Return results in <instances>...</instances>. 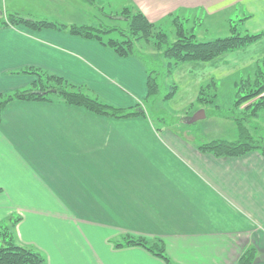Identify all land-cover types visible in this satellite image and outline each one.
<instances>
[{
  "label": "crops",
  "instance_id": "crops-1",
  "mask_svg": "<svg viewBox=\"0 0 264 264\" xmlns=\"http://www.w3.org/2000/svg\"><path fill=\"white\" fill-rule=\"evenodd\" d=\"M6 0H0V10ZM155 25L195 12L244 8L248 32H264V0H128ZM12 9L15 8L13 2ZM6 9V8H5ZM190 13V14H189ZM196 15V14H195ZM264 56V35L207 62L177 65L170 102L182 111L201 83L222 80ZM41 69L117 105L146 94V69L97 41L22 25L0 29V93L26 87ZM264 112V111H263ZM190 131V130H189ZM0 225L47 264H166L125 237L164 243L175 264H235L254 246L264 264V155L215 157L182 133L143 117L96 115L52 101H10L0 121Z\"/></svg>",
  "mask_w": 264,
  "mask_h": 264
},
{
  "label": "trees",
  "instance_id": "trees-1",
  "mask_svg": "<svg viewBox=\"0 0 264 264\" xmlns=\"http://www.w3.org/2000/svg\"><path fill=\"white\" fill-rule=\"evenodd\" d=\"M82 1L94 5L98 0ZM4 13L0 10V29L18 25L32 30L53 29L97 41L110 48L120 57L132 56L137 58L144 64L147 73L145 102L158 95L162 83L161 78L170 76L177 65L192 61H211L223 53L247 47L264 35V32L252 33L246 30L242 32L237 28V25L231 23L230 35L199 41L194 33L184 28L183 21H187V17L181 18L179 14H175L170 19V23L174 26L175 39L168 42V35L161 27L151 23L141 11L130 5L124 6L122 9V19L126 22L125 29H120L117 26H103L100 23L96 26L65 24L42 16L36 17L31 13L21 14L14 11H5ZM246 18L247 16L240 19L239 25H244ZM110 32H118L120 38L103 36ZM140 41L152 42L153 46L162 52L163 57L167 59L164 73L156 72L149 67L146 68V64H151V62L144 61L140 56L137 48ZM248 68H251L252 71L247 74L246 78H239L234 82L236 92L233 108L229 112H225L216 105L219 112L213 114L234 121L237 139L231 141L212 139L205 142H195L200 152H208L215 157H230L241 156L249 151L258 150L264 155V129L256 120L259 111L264 109V56L258 58ZM245 69L236 71L228 78H233L237 73L241 75ZM17 74H29L35 78L24 88L0 93V121L2 110L10 101H52L55 97L66 104L81 107L96 115L116 119L149 118L142 101L136 102L133 106H117L103 102L98 97H91L83 92L84 87L76 86L58 75L50 74L41 69L26 68L18 71ZM217 87L214 79L201 83L195 102L201 105L214 103L217 97ZM74 88L78 90H74ZM175 91L176 84L169 85L168 92L163 99L169 101L174 96ZM175 118L180 122L181 117L179 115ZM190 119L191 116L189 115L185 123H193ZM255 129L260 133L256 134ZM17 220L15 218L12 224H15ZM12 224L0 225V264H47L45 256L41 252L20 245L14 240ZM123 244L141 246L151 254L163 259L166 264H175L166 256L164 243L159 239L150 241L142 237L127 236L124 243H117L116 246ZM255 255V247L249 246L242 252L235 264H252Z\"/></svg>",
  "mask_w": 264,
  "mask_h": 264
},
{
  "label": "rangeland",
  "instance_id": "rangeland-1",
  "mask_svg": "<svg viewBox=\"0 0 264 264\" xmlns=\"http://www.w3.org/2000/svg\"><path fill=\"white\" fill-rule=\"evenodd\" d=\"M13 2H15V8L17 6V8L20 9L19 12L21 14L31 13L32 15H36V17L42 16L65 24H91L92 26H96L100 23L103 26H117L120 29L126 28V22L122 19V9L124 6L129 5L128 0H98L94 5L87 4L82 0H6L8 7H5L4 2H2V12H12L13 10L10 8ZM246 16L247 14L244 8L240 5H236L216 15H206L200 12L192 13L186 16L187 21H183V25L186 30H190V32L194 33L199 41H206L230 35L231 32L229 28L231 23L237 25V28L243 32L245 26L239 25V20ZM194 17H196V19H194ZM157 26L161 27L168 35V42H172L175 39L174 26L170 22L164 21ZM103 36L106 38H120L118 32H110ZM137 48L143 60L151 62V64H146V68L149 67L159 73H164L166 71L165 64L167 59L163 57L161 51L153 46L152 42L140 41L137 44ZM251 71L252 69L247 67L243 70L241 75L237 73L233 78H228V76L222 80L215 79L218 87L216 91L217 97L214 103L201 105L196 103L194 99V103L182 111L176 109L170 100L166 101L163 99L164 95L168 92V86L174 83L170 76L161 78L160 81L162 83L158 95L147 102L144 100L146 97L145 94L141 99H136L133 104L117 105L116 103L109 102L102 97L96 96L93 91L86 87L87 85H84L82 90L91 97H98L103 102H108L117 106L128 107L133 106L138 101H142L149 115L147 119L150 120L154 129H168L178 134L182 133L184 139L192 143L205 142L212 139H226L231 141L237 139L234 121L232 119L220 118L213 114L219 112L216 105L222 110H225V112H229V110L233 108L236 92L234 82L239 78H246L247 74ZM74 90L78 89L74 88ZM201 109L204 110V118H200L191 124L185 123L189 115L192 117ZM263 111L264 109L259 111L256 120L264 129ZM178 115L181 117L180 122L175 118ZM256 129L254 132H257ZM258 133L260 132L256 134Z\"/></svg>",
  "mask_w": 264,
  "mask_h": 264
},
{
  "label": "water",
  "instance_id": "water-1",
  "mask_svg": "<svg viewBox=\"0 0 264 264\" xmlns=\"http://www.w3.org/2000/svg\"><path fill=\"white\" fill-rule=\"evenodd\" d=\"M205 117V113H204V110H199L196 114H194L192 117H191V119H190V121L191 122H195V121H197L198 119H200V118H204Z\"/></svg>",
  "mask_w": 264,
  "mask_h": 264
}]
</instances>
